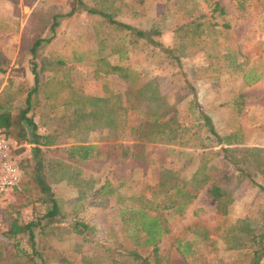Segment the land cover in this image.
Wrapping results in <instances>:
<instances>
[{
	"label": "rangeland",
	"instance_id": "rangeland-1",
	"mask_svg": "<svg viewBox=\"0 0 264 264\" xmlns=\"http://www.w3.org/2000/svg\"><path fill=\"white\" fill-rule=\"evenodd\" d=\"M212 1L0 0V96L11 98L9 110L14 114L32 85L30 63H35L39 88L28 114L36 133L55 135L43 152L42 173L60 207L54 217L40 218L49 206L46 194L28 175H21L16 188L0 198V241L6 242L2 231L10 217H39L40 224L48 225L43 230L50 232L42 234L35 226L33 239L63 255L66 264H108L110 258L135 264L127 252L143 257L149 251L139 225L143 212L156 217L163 229L156 243L160 264L247 263L246 247L228 249L229 230L237 219L254 227L264 212V190L257 187L264 189V0H216L222 15L211 11ZM87 8L103 9L119 22L158 34L151 35V41L138 38L131 43L130 31L106 23ZM54 14L60 16L50 32ZM197 17L202 25L195 32L181 31L176 37L175 26ZM50 35L31 57V41ZM174 46L176 50L166 51ZM111 65L124 68L132 81L111 72ZM246 75L258 79L245 82ZM149 97L160 98V108ZM91 98L105 100L93 104ZM73 101L81 107L79 112ZM161 104L167 109L158 121L171 117L173 140L149 141L151 133L134 139L140 134L133 127L150 120L146 115L155 108L158 113ZM101 110L113 115L118 130L104 126ZM199 112L209 117L218 136L237 134L225 158L223 144L201 125ZM74 138L96 145L103 155L73 165L61 147ZM28 148L24 144L21 157H29ZM202 176L205 180L194 197L176 212L185 198L175 194L171 183H183L191 193ZM68 178L83 188L80 197ZM104 181L113 191L96 200L97 205L90 204V189ZM211 184L223 191L224 213L215 210ZM72 199H78L74 210L68 204ZM74 218L88 223L92 231L71 232L66 226ZM237 235L249 237L245 231ZM176 239L192 243L184 258L175 248ZM19 262L10 264H26ZM45 264L58 263L52 258Z\"/></svg>",
	"mask_w": 264,
	"mask_h": 264
},
{
	"label": "trees",
	"instance_id": "trees-1",
	"mask_svg": "<svg viewBox=\"0 0 264 264\" xmlns=\"http://www.w3.org/2000/svg\"><path fill=\"white\" fill-rule=\"evenodd\" d=\"M76 3L81 4V0H74ZM211 11H217L218 14H223V8L219 6L218 2L216 0H213L211 2ZM86 12L98 15L100 17H103L105 19V22L113 25L117 28L124 29L127 31H130L132 35L131 43L135 41L136 39L140 38H146L151 41L150 36L151 35H157L158 31L155 29H148V30H142L134 28L130 25H127L125 23L119 22L112 18V16L107 13V11L103 9H93V8H87ZM71 13V10L65 13L64 15H69ZM60 16L57 14L52 15L51 22L49 25L50 32H53L54 27L57 26V20L56 18ZM202 25L201 21H199V17L194 18L190 21H187L185 23H182L180 25H177L174 27V33L176 34V37L181 36V31L184 33L185 31L189 30L190 33L193 31L195 32L198 27ZM222 26H226L225 24H222ZM51 38V35L46 38H35L31 41L28 52L31 57L35 55L37 47L41 44V42H48ZM177 47H171L166 48V51L176 50ZM109 70L111 72L116 73L121 79L132 81V78L129 79V76L127 73L124 72V68L118 66V65H111L109 67ZM0 71L2 69L0 68ZM30 72L32 73V85L25 89L24 91V97H23V105L14 113L11 114L10 112V100L11 98H4V100L1 98L0 100V130L4 133L5 136L10 138L14 144V153L16 154V165L20 172L19 181L21 178V175H28L29 181L34 184V186L39 190V192L46 194V200L49 203L48 208L40 215V218H51L57 215L60 212V207L58 206V203L55 199V197L52 195V192L49 189V186L44 180L43 176V170L45 169L46 163H45V156L43 155V152L45 151V148L51 144L54 143L55 135L52 133H46V134H39L36 133V125L32 120V117L28 114L30 111L31 106V100L33 99L35 93L37 92L39 85L37 83V74L35 72V63H30ZM258 79L257 75H254L252 77H249L248 75L244 76L245 82H253ZM118 99V98H117ZM116 99V106L118 108V100ZM150 101L156 102V106L158 107V101L160 98L156 97H149ZM105 99H97V98H91L88 99L89 103H95L98 101L103 102ZM75 104L76 101H73ZM78 108H81L77 103L75 104V111L79 112ZM157 108H155L152 113L147 114L146 116H151L150 120L146 119V122L137 124L135 127H133L140 136H136L134 139H140V138H146L145 134L151 133V137L147 138L149 141L153 142H161V141H172L176 131L175 128H169L171 127L170 120L171 117H168L164 119L163 121H158L160 118L164 117L166 114L165 105L161 104V108L159 109L158 113L156 112ZM102 116V120L104 123V126L107 128H111L113 130H118L119 126L117 124V121L114 119L113 115L108 114L106 111L101 110L100 111ZM79 115L81 113H78ZM151 114V115H150ZM105 115V116H104ZM82 116V115H81ZM87 116V115H86ZM117 116V114H116ZM88 117L90 118V121L92 123L96 122V117L94 113H88ZM198 117L201 120V125L204 126L208 132V134L212 135L213 139L216 141V143H222L223 146L220 148V150L223 152L224 155H222L223 158H225L226 153L228 151V145L237 141L235 137H237L236 133H228L222 137L218 136L217 133L214 131L212 124L210 122V119L207 115L199 112ZM99 119V118H98ZM97 119V120H98ZM200 125V124H198ZM154 127L155 129H150ZM167 128L164 129V128ZM67 128V127H66ZM137 128V129H136ZM133 129V131H134ZM63 131L66 133L67 131L63 129ZM68 136V135H67ZM70 137H73V135H70ZM75 139V138H74ZM79 139V138H78ZM24 144H27L29 147V157H21ZM61 152L63 153L64 157L71 162L73 165H81L84 163L89 162L91 159H94L95 157L99 155H103V152L100 151L96 145L91 143H85L82 141V139L68 143L64 147H61ZM232 162V161H231ZM245 164V163H242ZM241 165V164H240ZM244 166V165H243ZM261 166H264V161L261 162ZM29 170L28 172L26 170ZM239 174L242 175V172H245L243 167L238 168ZM262 170V169H260ZM238 174V177L240 175ZM71 177V176H70ZM196 180V179H194ZM205 177L202 176L195 181L197 182L196 185H193L194 191L191 193L186 192L184 189L183 183L181 185H177L175 183H171L170 187H172L175 190V194H180L182 198H185L183 202L177 203L176 205V212H179L183 207L185 206L187 200L194 197L197 189L200 187V185L204 182ZM251 180V179H249ZM19 181L17 184H19ZM68 181L74 185L78 192V196H81V192H83V188L81 189V186H76L75 182L68 178ZM159 184H163V181H158ZM17 184L13 187L16 188ZM257 187L261 190H264L263 187L260 185H257ZM12 188V189H13ZM85 190V189H84ZM113 191V188L109 185L107 181L101 182L99 185L94 186L89 191V197L92 198L90 201V204L97 205L98 202L96 200H99L100 198H104L111 194ZM209 195L215 200V210L218 213H224V205L221 201V197L223 195V191L220 189V187L216 184H211L209 186ZM44 200V199H43ZM77 200L72 199V202H69V208L74 210L75 206H77ZM79 209L81 208V205L79 204ZM141 214V220L139 222L140 230L144 233L143 235V244L146 245V247H149L148 253L140 257L135 251H129L126 253V255H129L134 261L135 264H160L159 262V256L157 253V239L159 238V235L161 232H163V229L159 223V221L154 216H150L146 213L142 212ZM40 218L37 217L34 220H28V221H20L16 217H10L7 227L2 231V236L5 238L6 242L0 241V264H10L18 260L19 263H26V264H45L48 260H54L57 261L58 264H66L68 260L61 254L54 253L53 250L47 249L49 246L47 245L46 249H43L45 246V242L43 240L36 241L33 239V228L35 226L39 227V231L42 232V234H49L50 231L43 230L48 227L46 223L40 224ZM245 219H237L234 223V225L230 228L229 234L232 236V239H230V245L228 246V249H241L243 247H246L249 250V257L247 259L246 264H259L260 259L264 257V212L260 213V219L258 220L257 224H254V227H248L247 225H244ZM241 223V224H240ZM71 232L74 234H84L85 232H91L92 227L79 218L72 219V222L69 223L66 226ZM239 231H245L247 235H249L248 239H238L237 232ZM25 235L27 239H21V236ZM229 240V239H228ZM41 241V245L37 246V243L39 244ZM175 248L178 250L179 254L182 258L185 257V255L189 254L190 251V245L192 244L189 241L176 239L174 241ZM46 247V246H45ZM51 251V252H50ZM108 264H124L114 261L113 259L108 260Z\"/></svg>",
	"mask_w": 264,
	"mask_h": 264
},
{
	"label": "built area",
	"instance_id": "built-area-1",
	"mask_svg": "<svg viewBox=\"0 0 264 264\" xmlns=\"http://www.w3.org/2000/svg\"><path fill=\"white\" fill-rule=\"evenodd\" d=\"M14 147V142L0 130V198L8 195L19 181Z\"/></svg>",
	"mask_w": 264,
	"mask_h": 264
}]
</instances>
